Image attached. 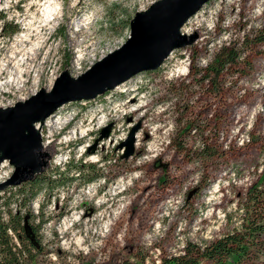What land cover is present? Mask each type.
Wrapping results in <instances>:
<instances>
[{"label": "rangeland", "instance_id": "374dc122", "mask_svg": "<svg viewBox=\"0 0 264 264\" xmlns=\"http://www.w3.org/2000/svg\"><path fill=\"white\" fill-rule=\"evenodd\" d=\"M158 1L0 0L1 14L20 25L11 38L0 35V65L25 33L31 42L18 45L32 46L35 58L14 87L0 88V110L50 93L64 75L78 78L124 45L134 17ZM47 2L55 8L50 22ZM263 24L264 0H207L157 68L62 104L36 134L41 120L32 124L25 144L32 155L4 158L0 190L56 167L63 173L65 183L42 189L31 204L49 217L41 231L50 248L44 264H159L186 241L207 243L240 226L246 190L263 172L264 46L250 44ZM223 45L245 58L206 88L193 74ZM10 70L12 63L0 84ZM109 124V136L96 142ZM133 128L134 151L125 157L121 143ZM204 144L219 158L198 157ZM81 163L90 170L78 171ZM98 170L104 176L87 181Z\"/></svg>", "mask_w": 264, "mask_h": 264}, {"label": "trees", "instance_id": "16d2710c", "mask_svg": "<svg viewBox=\"0 0 264 264\" xmlns=\"http://www.w3.org/2000/svg\"><path fill=\"white\" fill-rule=\"evenodd\" d=\"M19 30L20 25L8 21L0 12L3 39L11 38ZM251 37L250 44L264 46V24ZM244 58L239 48L223 45L206 67L198 69L193 77L207 88L225 71L240 67ZM193 128L197 130L192 124L189 129ZM261 140L264 154V136ZM211 147L215 146L204 144L198 157L207 161L219 158ZM81 164L78 171L90 170V164ZM261 171L256 183L246 190L242 220L237 229L203 244L186 241L179 254L162 256L159 264H258L264 256V162ZM62 174L56 167L53 173L35 174L0 190V264H44L50 248L41 231L49 217L43 209L35 212L31 204L42 189L53 190L65 183ZM102 176L98 170L88 175L87 181Z\"/></svg>", "mask_w": 264, "mask_h": 264}, {"label": "water", "instance_id": "95a60500", "mask_svg": "<svg viewBox=\"0 0 264 264\" xmlns=\"http://www.w3.org/2000/svg\"><path fill=\"white\" fill-rule=\"evenodd\" d=\"M206 1L159 0L148 10L134 17V26L124 45L98 60L78 78L70 79L64 75L57 80L50 93L41 92L25 103L0 110V150H3L5 157L9 158L15 154L22 157V162L29 159L28 154L31 152L29 153L28 144L22 148L24 130L31 129L33 123L47 117L46 115L62 104L71 100L94 98L105 90L114 88L131 75L157 68L180 41V26ZM41 98H47L48 107H42L38 101ZM110 128L111 124L103 127L96 142L107 138ZM135 131L133 128L127 140L121 143L127 147L125 157L132 155L134 151ZM31 176L33 174L25 178Z\"/></svg>", "mask_w": 264, "mask_h": 264}, {"label": "bare ground", "instance_id": "6f19581e", "mask_svg": "<svg viewBox=\"0 0 264 264\" xmlns=\"http://www.w3.org/2000/svg\"><path fill=\"white\" fill-rule=\"evenodd\" d=\"M54 9L55 8H53V6L50 3L48 4V2H47V5L44 7V17H45V19L43 17L44 21L50 22V17L54 13L53 12ZM41 20H42V18H41ZM42 22H43V20H42ZM45 24H47V23H45ZM30 35H31L30 33L22 34L20 36V38L18 39V44L20 43V46H21V44L23 42H26V41L30 43L31 42ZM77 36H78V34L76 33L73 36V38L76 39ZM42 40H43L42 38L36 39V42L34 43V45L35 46L36 45L38 46L39 45V42H41ZM18 44H15L14 45L13 51H11L10 54H8L6 56V58L3 60V62L0 65V76L2 74L6 73V71H8L9 66H10L11 63H12V67H14V70L13 71L12 70L9 71V73H10L9 79L4 84H0V88H2V86L3 87L9 86L11 88L14 87L17 84V79L15 78V76L16 77L18 76V79L21 78L22 75H23V73L29 72V68L31 66V63L35 61V58H34L33 53H32V50H33L31 48L32 46L31 47H28V48H26L27 46H25V47L22 46L20 48V46ZM35 49L36 48H34V50ZM18 54L22 55L20 59H17V56L16 55H18ZM117 87H120V84L117 85ZM18 90H21V89L19 88ZM39 120H41V123H40L41 126L38 127V125H37L35 127V129H34L35 134L37 132H39V129L42 128L44 124H50V123L53 124L54 123V121H43L42 118L39 119ZM31 138H32V132L30 131L29 128H27L26 130H24V142H23L22 148L25 146V143H28L29 142V140ZM4 158H5V153L0 151V169L5 165L3 163Z\"/></svg>", "mask_w": 264, "mask_h": 264}]
</instances>
